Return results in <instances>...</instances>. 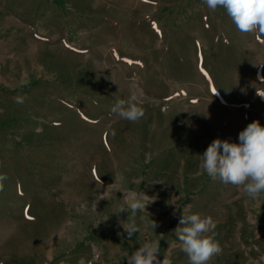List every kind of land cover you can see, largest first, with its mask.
<instances>
[{"label": "rangeland", "instance_id": "374dc122", "mask_svg": "<svg viewBox=\"0 0 264 264\" xmlns=\"http://www.w3.org/2000/svg\"><path fill=\"white\" fill-rule=\"evenodd\" d=\"M257 92L264 34L203 0H0V264H128L153 240L189 264L183 214L213 221L209 264H264V193L202 168L213 140L264 126ZM132 96L137 122L111 111Z\"/></svg>", "mask_w": 264, "mask_h": 264}, {"label": "clouds", "instance_id": "9594fccd", "mask_svg": "<svg viewBox=\"0 0 264 264\" xmlns=\"http://www.w3.org/2000/svg\"><path fill=\"white\" fill-rule=\"evenodd\" d=\"M203 3L212 11L224 9L241 33L264 34V0H203ZM257 94L264 97V93ZM16 102L22 103L23 100L18 97ZM111 111L131 122H137L145 115L135 96L128 100L118 99ZM202 158V168L212 180L219 179L223 184L242 188L252 199L264 193V126L259 120L252 121L239 133V143L213 140ZM4 179L5 176H0V180ZM124 198L133 216L145 211L146 205L152 202L143 192L125 194ZM121 212L126 210L121 207L114 213ZM179 224L182 227L178 226L175 233L189 264H209L213 257L221 253L220 244L214 236L208 235L215 228L211 218L183 214ZM152 227H156L154 222ZM123 228L129 239L139 232L135 223L127 226L124 223ZM159 254L160 241L153 240L141 243L130 255L126 252L125 257L128 264H171L166 257L161 261Z\"/></svg>", "mask_w": 264, "mask_h": 264}]
</instances>
